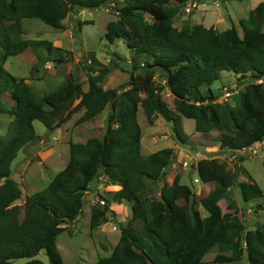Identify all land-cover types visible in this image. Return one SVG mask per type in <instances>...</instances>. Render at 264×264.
<instances>
[{"label": "trees", "instance_id": "trees-1", "mask_svg": "<svg viewBox=\"0 0 264 264\" xmlns=\"http://www.w3.org/2000/svg\"><path fill=\"white\" fill-rule=\"evenodd\" d=\"M189 1L121 0L115 4L118 19L107 23L104 39L109 44L123 41L131 53L129 78L121 87L103 88L114 62L103 65L88 53V61L98 69L88 72L86 92L81 84L68 80L55 91L37 96L24 78L17 79L4 69L6 61L28 47L44 48L57 67L71 61L72 53L47 40L24 39L22 21L38 19L63 29V21L72 12L108 9L115 0H0V112L14 117L8 134L0 137V264L16 259L45 264L37 258L42 251L47 264H64L56 239L68 229L63 225L82 213V197L100 176L106 184L119 187L111 193V200L130 205L140 224L134 229L120 226L111 254L96 264H203L209 255L214 256V264L242 260L264 264V228L246 229L236 219L223 223L219 202L235 186L237 168L228 170L215 158L197 162L199 180L212 186L199 199L207 213L202 217L194 207L178 205V196L186 200L192 196L188 186L179 184L178 175L171 185L163 179L175 158L174 150L141 154L139 109L149 124L154 117L169 124L172 138L181 145L189 144L181 118L193 120L194 131L200 135L220 130L216 139L221 150L241 152L264 142V85L256 83L264 81V0L249 18L238 21L241 39L200 24L174 28V18ZM253 16L259 18L257 23L251 20ZM224 71L237 75L238 83L253 80L237 96L232 95L237 98L234 106L218 103L211 90ZM179 75L183 82L177 80ZM164 89L173 97L172 108L163 100ZM6 94L13 103L8 109L2 104ZM106 107L109 112L101 137L68 142L64 169L41 191L17 204L21 189L11 179V164L21 149L38 138L34 121L53 132L81 110L76 124L95 120ZM148 181L163 182L159 200L143 197ZM240 195L244 202L264 197L255 183L241 184ZM103 208L112 213L108 205ZM262 209L255 207V211ZM95 215L103 217L104 213L96 211Z\"/></svg>", "mask_w": 264, "mask_h": 264}, {"label": "rangeland", "instance_id": "rangeland-1", "mask_svg": "<svg viewBox=\"0 0 264 264\" xmlns=\"http://www.w3.org/2000/svg\"><path fill=\"white\" fill-rule=\"evenodd\" d=\"M261 1L263 0H190L179 9L173 20V27L180 30L200 24L206 28L214 27L216 31L227 33L235 39H241L242 31L238 21L249 18L250 12ZM115 4L120 5L121 0H115L108 9L72 12L63 21V29H55L38 19L23 20L24 39L47 40L54 47L71 52L72 60L55 67L52 62L53 57L49 56L44 48L28 47L22 54L9 58L4 64V69L17 79L24 78L37 96L55 91L68 80L81 84L82 91L86 92L88 72L91 69L94 71L98 69L87 59V54L93 53L103 65L109 64V61H113L115 65L105 77L103 88L121 87L129 78L131 53L123 41L117 40L109 44L104 39L107 23L118 19ZM251 20L257 23L259 18L253 16ZM86 21L91 23H85ZM262 27L264 30V24ZM62 57L63 59L66 57L65 53H62ZM177 80L183 82L184 77L179 75ZM156 81L164 84V80L160 77H156ZM250 83H253V80L245 79L238 83L237 75L224 71L221 72L219 80L213 83L211 90L218 96V103L234 106L237 98H231L232 95L237 96ZM256 83L264 85V81ZM206 91V88L202 89L203 93ZM227 94H229L228 97ZM162 97L172 108L173 97L167 89H164ZM2 102L4 109L10 108L13 104L9 94L2 97ZM108 112L109 107H106L95 120L76 124L82 113L81 110L70 121L53 132H48L41 122L34 121L33 127L38 138L34 144L26 146L27 148L24 147V150L21 149L11 164V179L21 189V198L16 203L22 204L27 196L45 188L47 182L60 170V167L65 166L68 158L66 148L68 142L84 143L89 138L101 137L105 130ZM13 120L12 115L0 112V137L8 134L9 125ZM139 120L143 133H152L157 136V143L152 146L151 153L165 148L174 150V161L166 169L163 179L171 185L175 176L178 175L179 184L190 188L192 196L187 200L183 196L177 197L180 207L185 206L187 209L194 207L202 217L207 215L200 206L199 199L206 196L212 186L203 184L199 180L195 167L191 172V166H196L200 159L215 158L225 163L228 170L238 169L235 186L228 189L226 198L219 202L224 225L236 219L246 229L264 228V197L244 202L240 195V185L251 183H255L264 193V144L262 142L260 148L252 150L249 148L242 152L218 150L216 137L220 135V130L216 129L209 134L200 135L194 131L193 120L183 119V131L189 137V144L181 145L172 138L170 125L161 118L156 117L150 125L146 124L145 116L143 118L142 114ZM148 142L149 136L145 135L144 145L148 146ZM63 148L65 151L62 153ZM25 159L28 161L27 167H30L29 171L33 178L24 177L26 180L24 185L19 178L21 170L19 163ZM21 167H25V162L21 164ZM39 171L42 172L43 179L34 180ZM162 185V181L146 182V187L142 192L143 197L159 200ZM115 187L106 184L102 176L97 178L90 185L89 192L82 197V213L72 223L63 225V227L68 226V229L57 237L56 246L64 264H96L99 258L111 254L120 236V226L134 229L140 224L130 205L118 204L111 200V193L119 190ZM230 202L233 204L232 207ZM104 205H108L112 213L103 211ZM257 205H261L263 209L255 211ZM96 211L99 214L104 213V216H96ZM37 258L47 264L43 251ZM213 258V255L204 257L203 264H214ZM25 262H27L26 259H16L10 261V264H24ZM219 264H245V260Z\"/></svg>", "mask_w": 264, "mask_h": 264}, {"label": "crops", "instance_id": "crops-1", "mask_svg": "<svg viewBox=\"0 0 264 264\" xmlns=\"http://www.w3.org/2000/svg\"><path fill=\"white\" fill-rule=\"evenodd\" d=\"M141 112V113H140ZM140 114H142L143 115V118H144V113L142 112V110L141 109H139V111H138V114H137V120H138V123H139V125H140V128H141V123H140V120H139V117H140ZM76 115V114H75ZM73 118V117H72ZM156 117H154L153 119H155ZM159 118V117H158ZM183 119H185V118H181V122L183 123ZM145 120H146V124L147 125H150L149 123H148V121H147V119H146V117H145ZM155 122V121H154ZM183 125V124H182ZM63 126V125H62ZM61 126V127H62ZM145 135H148L149 136V142H148V146H145L144 145V138H145ZM37 136V135H36ZM140 143H141V154H142V156H149L150 154H152L151 153V149H152V146L154 145V144H156L157 143V136H155V134H152V133H143V131H142V129H141V141H140ZM25 148H27V147H25ZM25 148H23V150L25 149ZM67 150H68V158H69V147H68V145H67ZM206 148V147H205ZM62 150V153H63V151H65V149L63 148V149H61ZM218 150H221L220 149V147L218 146ZM53 151V150H52ZM195 151H197V150H195ZM29 152V151H28ZM242 152V151H241ZM213 153V152H212ZM61 157H62V155H61ZM63 158V157H62ZM68 158H67V162H68ZM208 159H213V158H208ZM201 160V159H200ZM23 162H25V167H21V164L23 163ZM67 162H66V164H67ZM66 164H65V166H66ZM18 165V164H17ZM19 166H20V168H21V170H20V172H19V178H20V180H21V183H24V185H25V183H26V180H24V177H28V176H30L31 178H33V176L30 174V171H29V169H30V167H27L28 166V161L25 159V161H20V163H19ZM64 166V167H65ZM64 167H60V170L59 171H61L62 169H64ZM19 168V167H18ZM47 169L49 168V167H46ZM58 171V172H59ZM57 172V173H58ZM56 173V174H57ZM11 174H12V171H11ZM55 174V175H56ZM54 175V176H55ZM53 176V177H54ZM53 177L47 182V184H46V186L49 184V182L53 179ZM40 179H43V175H42V172L41 171H39V173H38V175L35 177V179L34 180H40ZM45 186V187H46ZM115 188H117V189H119V187L118 186H116ZM28 197V196H27ZM25 201V200H24ZM23 201V202H24Z\"/></svg>", "mask_w": 264, "mask_h": 264}, {"label": "built area", "instance_id": "built-area-1", "mask_svg": "<svg viewBox=\"0 0 264 264\" xmlns=\"http://www.w3.org/2000/svg\"><path fill=\"white\" fill-rule=\"evenodd\" d=\"M187 11H189V10H187ZM227 97L229 96V94H227L226 95ZM259 145L258 146H256V145H254V146H252V147H250V150H252L253 148H260V146H261V143H258ZM262 144H264V142H262ZM104 202H102V204H103Z\"/></svg>", "mask_w": 264, "mask_h": 264}, {"label": "water", "instance_id": "water-1", "mask_svg": "<svg viewBox=\"0 0 264 264\" xmlns=\"http://www.w3.org/2000/svg\"><path fill=\"white\" fill-rule=\"evenodd\" d=\"M38 141H40V140H38ZM31 144H34V141H33ZM173 161H174V159L169 163V165H171ZM194 167H195V166H193V165L191 166V172L194 171Z\"/></svg>", "mask_w": 264, "mask_h": 264}]
</instances>
